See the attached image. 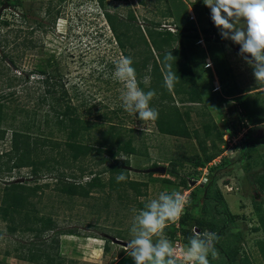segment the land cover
<instances>
[{
  "label": "rangeland",
  "instance_id": "374dc122",
  "mask_svg": "<svg viewBox=\"0 0 264 264\" xmlns=\"http://www.w3.org/2000/svg\"><path fill=\"white\" fill-rule=\"evenodd\" d=\"M167 2L172 8L174 20L179 24L192 28L198 25L201 31L208 27V16L211 18V15L203 0ZM164 6L165 0H104V8L98 4V0H0V55L4 50L16 61V64H12L6 57L0 65L8 66L12 73L22 78L21 82L15 81L11 84V89L7 90L4 89L7 82L3 81L6 77L0 74V92H15L16 99L11 105L18 103L24 108L33 107L34 100L26 96V89L23 87L31 86L27 90L31 94L36 93V79L42 76L32 71H52L64 84L67 97L78 116L94 123L101 122L99 116L103 115L104 120L116 123L125 135L129 128L136 129L132 132L135 144L138 145L141 139L144 140L148 152L147 156H129V179L147 181L148 184L146 190L142 187L145 194L140 196H134L135 191L126 185L125 191L129 196L127 199L124 197V190L118 193L115 189L108 191L106 187L105 191L96 190L89 197H77L70 201L68 196L54 190L55 180L52 174L51 177L42 174L36 183L50 182L51 185L44 189L41 196L29 198L32 203L22 211L30 213L34 209L38 217H43L44 222L50 217L52 227L41 236L32 231L17 230L11 233L8 222L0 214V264H46V256L54 259V264H115L121 254L126 252V247L113 239L128 242L132 238L130 228L133 218L143 208L140 202L145 203L156 198L161 191L172 190L188 196L190 204L184 211L187 215L205 219L212 217L219 225L222 224L224 229L217 242L219 245L226 247L234 245L235 242L239 243L241 257L248 258L251 264H264L260 251L261 244L264 245V231L257 216V211H264V191L261 190L260 183L255 182L253 185L249 176L263 167L261 161L264 156V125L254 129L250 128L253 125L245 124L251 130L250 141L258 138V142L256 140L249 144L253 147L250 152L245 151L246 153L244 150L247 140L240 141L235 151L224 150V155L233 159L225 162L219 170L211 171L208 175L211 182L204 186L207 177L205 169L188 160L192 155L200 156V149L194 139L161 134L152 121H141L138 115H129L122 107L120 95L125 84L115 77V69L124 54L115 41L104 13H113L119 19H124L133 11L141 29L151 21H160V26L164 27L169 24L166 18L161 20L159 17ZM189 7L197 16L193 20L188 19ZM206 11H209V15ZM237 26L242 27L243 21ZM216 29L220 33L217 27ZM140 49H143L141 45L138 46L139 51ZM229 53L230 50L226 57L235 71L240 73L239 83L249 88L255 79L252 68L235 54L230 56ZM25 74H28V82L24 81ZM47 106L38 108L37 118L41 119L48 109ZM196 107L202 110V104ZM224 118L226 120L228 117ZM198 119L195 117L193 120L196 126L199 125ZM104 120L102 123L106 128L109 123ZM235 128L238 130L239 125L234 118L231 130L234 131ZM55 136L60 138L59 141L64 137L62 134ZM9 139L10 131L6 134V140L0 141V152L9 149ZM61 148L62 144L59 152ZM218 159L220 157L214 160ZM90 163L92 166L88 162L84 164L94 171L103 167L95 165L93 160ZM79 164L76 161L73 166L66 167L67 164L64 163L58 167L57 174L63 170L66 175H78ZM153 164L156 166L153 167ZM171 169H175L177 175L167 172ZM10 175L0 180V196L6 183L4 181L34 184L29 167L14 169ZM90 177L91 175H85L81 178V183ZM107 178L108 173H104L102 179L106 181ZM164 179H170V182H164ZM205 187L209 190V197H225H221L227 201L225 213V207L220 203H217L215 209L216 202L212 198L209 201L203 200ZM193 190L201 198L199 204L191 195ZM204 205L208 207V214H203L200 210ZM177 224L169 223L165 234L171 242L182 243L183 254L187 242H184L182 234L177 230ZM39 226L44 227L42 223ZM256 227L258 230H255ZM196 232L200 233L199 230ZM218 252V259L209 257V260L227 264L225 257L219 250ZM179 259L182 264H188L183 260L184 254ZM122 264L129 263L125 261Z\"/></svg>",
  "mask_w": 264,
  "mask_h": 264
},
{
  "label": "trees",
  "instance_id": "16d2710c",
  "mask_svg": "<svg viewBox=\"0 0 264 264\" xmlns=\"http://www.w3.org/2000/svg\"><path fill=\"white\" fill-rule=\"evenodd\" d=\"M141 2L143 3V1ZM98 4L104 8V0H98ZM205 8L208 10L207 7ZM47 12L49 14V11ZM206 13L209 15V11H206ZM171 14L170 6L167 0H165L162 16H172ZM104 15L115 41L123 51L124 56L131 57L133 60L132 66L136 70L139 87L144 91L154 90L156 92V96L150 102V106L155 108L159 113L158 119L152 121L157 131L161 134L194 139L200 149V156L199 154H195L188 157V160L194 161L199 166H205L211 162L223 150L217 147V142H221L222 140V133L210 120L204 121L203 123L201 121V124L198 126L188 125L189 109L191 107L181 105L189 107L182 112L174 104L170 90L164 86L163 75L165 68L161 63L165 53L171 51L172 55L176 57L172 70L176 71L179 81L176 83L174 91L176 93L186 91L188 93V100L200 101V94L192 76L185 48L181 42L182 37H198L197 29L195 27L177 26L175 33H172L167 28L161 27V23L158 21H151L144 29H141V26L137 25L133 11H130L128 17L126 16L124 19H119L117 15L106 11ZM208 22V27L202 29V34L206 41L213 37L215 41L229 42L233 46H238L231 40L225 41L221 38L209 16ZM4 23L6 24L7 21H4ZM38 24L41 25L40 22ZM175 40L179 41L178 46L173 45V41ZM140 45L143 49L139 51L138 46ZM31 47H34V44H31ZM153 50L158 51L160 55L158 56L159 62L156 60ZM6 57L9 58L12 64H16L15 58L8 55L4 50L0 55L1 64ZM32 72L42 77L36 79V83L38 84L35 86L36 93L33 92L34 94H31V91H29L31 86L23 87V89H26V96L28 95L27 97L30 100H34V106H31L30 109L27 107L24 108L18 103L11 105L13 100L16 99L14 98L15 92L13 90L0 92V141H5L6 134L10 131L9 149L0 152V180L6 175H10L14 169L29 167L30 176L34 182L31 185L27 182L4 181L6 183L0 196V214L8 222L9 231L11 233L17 230L32 231L41 236L44 232L51 229L52 221L50 217H47L44 222L43 217H38L34 209L30 213L22 211V209L27 208L28 204L32 203L29 198L41 196L44 189L51 185L50 182L36 183L42 174H48L50 177L52 174L55 180L53 182L54 190L59 194L68 196L70 201L77 197H89L96 190L105 191L106 187L108 191L115 189L118 193L120 191L123 192L126 189V185L135 191L134 196L144 195L148 184L147 181L130 180L127 169L130 166V155L147 156L148 154L147 145L144 140L141 139L138 145L135 144V137L132 132L136 129L129 128V131L125 135L116 123L104 120L105 116L103 117V115L99 117L102 121L104 120L109 123L106 128L103 127L102 121L92 123L88 119L78 116L75 113L74 107L71 106L70 98L67 97L64 84L60 79L55 77L56 73L53 74L52 71H46L44 69H37ZM1 73L6 77L3 81L7 82V87L4 89L10 90L12 83L15 81L21 82L22 80L21 77H17L12 73L6 65H0ZM28 79V74H25L24 81L28 82ZM28 88L29 90H27ZM236 92L237 89L234 90L233 94H236ZM238 92L239 95L236 97L238 109L234 115L236 116V124L238 122L239 125L238 130L242 126H245L246 123L247 125H255L263 122L264 98H261L260 95L264 94V91L244 94H242L243 91ZM183 100L181 99V103L184 102ZM170 102L173 104H170ZM42 105L47 106L48 109L40 119L37 118V110ZM238 130L235 128L233 132ZM249 130L250 128L245 137V141L247 140V142L244 152L251 151L253 145L249 144L256 142V140L258 142V138L250 141L251 130ZM57 134L64 135L61 141H59L60 138H56L55 135ZM208 136H212L210 137L211 142L209 145L206 142ZM61 144L63 148L59 152ZM263 157L261 161L263 167L261 170L249 175L252 184L255 182L260 183L262 191H264ZM60 158L64 161L60 160ZM90 160H93L95 165H103V167L98 171H94V169L84 164L88 162L92 166ZM76 161L80 163L77 165L79 169L78 175H74L73 173L66 175L63 170L59 175L57 174L59 166L65 163L67 164L66 167H71ZM225 162H230V159L223 158L219 163L210 166L208 169L209 173L213 170H219ZM155 166L153 164V167ZM121 172H123L127 179L117 183L116 177ZM167 172L171 175H177L178 173L175 169ZM104 173H108L106 181L102 179ZM85 175H91V177L86 182L81 183L80 180ZM68 178H71V180H68ZM164 182H170V179H164ZM210 182L211 180L208 177L205 186H208L207 184H210ZM204 191L206 195L203 200L209 201L212 198L216 202L215 207L217 203L225 207L223 211L225 213L227 209L226 201L220 196L209 197V190L206 187ZM124 194L125 196H123L127 199L129 197L127 192L125 191ZM191 195L195 198V202L199 204L200 198L195 190L192 191ZM140 205L143 207L144 203L140 202ZM256 208L259 209L257 205ZM200 210L203 214H208V207L206 205L202 209L200 208ZM257 216L259 224L264 231V211L262 213L257 211ZM189 219H191V222ZM188 220L189 224H187ZM40 223L44 227L41 228L39 226ZM176 223H178L177 230L182 234L184 242H188L189 237L196 230H199L200 233L206 230L216 232L220 237L224 229L222 224L219 225L212 217L205 219L204 217L187 215V212H184L180 220ZM173 224L175 225V223ZM255 230H258V228L256 227ZM167 233L169 232L167 231ZM237 236L240 235L238 234ZM215 246L221 255L225 257L227 264H251L248 258H243V256L241 257L239 255L241 250L239 243L235 242L234 245L231 244L226 247L216 243ZM260 251L264 258L263 243L260 246ZM125 261L129 264H134L133 260L127 254L115 264H122ZM54 263V259L46 256V264Z\"/></svg>",
  "mask_w": 264,
  "mask_h": 264
},
{
  "label": "clouds",
  "instance_id": "9594fccd",
  "mask_svg": "<svg viewBox=\"0 0 264 264\" xmlns=\"http://www.w3.org/2000/svg\"><path fill=\"white\" fill-rule=\"evenodd\" d=\"M203 3L210 9L211 20L220 30L221 38L239 45L238 55L252 68L255 80L264 81V0H203ZM241 21L243 26L238 27ZM175 60L169 51L161 62L165 68L164 86L169 90L178 83L176 71L172 70ZM132 64V58L123 55L116 64L115 77L125 84L120 95L122 107L129 115H138L141 121H155L159 113L150 102L156 92L139 87ZM205 66L210 67V61ZM126 179L123 172L116 177L117 183ZM189 204L188 196L176 190L161 191L144 203L133 218L132 238L125 248L134 264H177L165 228L169 223L178 222ZM218 241L216 232L193 231L183 249L185 260L188 264H210L209 257L219 258L215 246Z\"/></svg>",
  "mask_w": 264,
  "mask_h": 264
},
{
  "label": "crops",
  "instance_id": "0c3cea01",
  "mask_svg": "<svg viewBox=\"0 0 264 264\" xmlns=\"http://www.w3.org/2000/svg\"><path fill=\"white\" fill-rule=\"evenodd\" d=\"M141 4L143 5L142 2ZM170 9H171L172 16L163 17L162 11H160V14H159L160 19L166 18V20L169 21V24L175 28V31H176L177 26L192 27V26L181 25L178 22H176V20H174V17H173L172 8ZM207 9L210 11L208 7ZM192 14H193V17L192 16L188 17L189 20H193L195 17H197L193 9L189 7L188 16ZM198 19L200 21V17ZM194 27L198 31V37H195V38L194 37H182L181 42L185 48L186 57L188 59L190 69L192 71V76L197 85L201 100L198 102L194 100H188V93H186V91H180L179 93H176L173 89V90H170V94L173 98L174 104H176V106H178L179 109L182 110V112L184 109L189 108L186 106L191 107L189 109L188 125L190 126L194 125L193 120H195V117H196V118H199L198 119L199 125L201 124V121L203 123L204 121L210 120L212 121L213 124L217 126V129L222 133V140L221 142H217V147L221 148L222 146L221 144L223 143V140H224V135L226 133H229V134L233 133V130H231V125H232V120L235 118L234 115L238 109L237 107L238 103L236 102V97L239 95L238 91H243L242 94L264 91V81H256L254 79L253 85H251L249 88L248 86H243L242 84H240L239 78H238L240 73L238 71L237 72L235 71V69L230 64V60L228 59V57H226L227 53L230 50V53H229L230 56H233V54H235L237 58H239L240 60H243L238 55L240 46L239 45L233 46L229 44V42L215 41L213 37H211L208 41H206L198 25H195ZM169 31L172 33H175V31H171V30ZM173 45L178 46L179 41L178 40L173 41ZM226 47H228V49ZM153 53H154V56L156 57V60L159 62L158 56L160 55L158 54V51L153 50ZM200 56L202 58H199ZM207 60L210 61V64H211L210 67L205 66ZM160 69L163 70L162 68ZM235 89H237L238 93L236 92V94H233ZM260 97L264 98V94L260 95ZM181 99L182 100L184 99L183 103H181ZM191 101H194V102H191ZM170 104H173V103L170 102ZM200 104H202V110H198V107H196V106H200ZM181 105H186V106H181ZM224 116H227L228 118L225 120ZM262 125H264V121L260 122L259 124H255L253 125V127H250V128L255 129V127L257 128L258 126H262ZM222 127H224L223 130L221 129ZM166 135H169V134H166ZM169 136H172V135H169ZM210 137L212 136H208L206 138L207 139L206 142L208 145L211 142ZM208 166H209V163L206 164L205 166H202V168L205 169ZM208 175H209V171L206 173L207 177L205 178L204 183H206L207 181L206 179H208ZM205 195L206 193L204 194V196ZM220 197L225 198L223 195H221ZM177 242L179 244V247L181 248L180 249L181 251L182 243L179 241ZM172 243H173L174 254H175L176 248L174 247V242ZM126 254L127 252H124L123 254H121V256L116 262L120 261V259L124 257ZM181 256H183L182 252H181L180 257ZM177 263L182 264V261L178 259ZM210 264H216V262L213 261V262H210ZM217 264H220V262L219 263L217 262Z\"/></svg>",
  "mask_w": 264,
  "mask_h": 264
},
{
  "label": "built area",
  "instance_id": "2783aa9c",
  "mask_svg": "<svg viewBox=\"0 0 264 264\" xmlns=\"http://www.w3.org/2000/svg\"><path fill=\"white\" fill-rule=\"evenodd\" d=\"M191 16L192 15H189V17H191ZM164 27L167 28L168 30L175 31V28L173 26H171L170 24H168L167 26L165 25ZM208 62L209 61L207 60L206 64ZM248 129H249L248 126L247 127L242 126V128L240 130H238L236 132H233L231 134L226 133L224 135V140H223V143H222V146H221V148L223 150L217 156V157H220V159H218L217 161L213 159L211 162H209V166L207 168H205L206 173L208 172V169H209L210 166H213V165L219 163L220 161H222L223 158H229V159L232 158V157L230 158L229 155H224V150H226V151L227 150L235 151L234 149H236L235 147L239 144V142L245 140V137H246V134L248 132ZM174 247L176 248V252H175L174 256H175L176 260H178L180 258V255H181V251H180L181 248L179 247V244H178L177 241L174 242Z\"/></svg>",
  "mask_w": 264,
  "mask_h": 264
},
{
  "label": "water",
  "instance_id": "95a60500",
  "mask_svg": "<svg viewBox=\"0 0 264 264\" xmlns=\"http://www.w3.org/2000/svg\"><path fill=\"white\" fill-rule=\"evenodd\" d=\"M196 181V180H195ZM195 181H192V182H195ZM116 243H119L120 245H122V246H125L126 247V245H127V242L126 241H123V240H118V239H116V238H114L113 239ZM177 264H179V263H177Z\"/></svg>",
  "mask_w": 264,
  "mask_h": 264
},
{
  "label": "flooded vegetation",
  "instance_id": "af4514ba",
  "mask_svg": "<svg viewBox=\"0 0 264 264\" xmlns=\"http://www.w3.org/2000/svg\"><path fill=\"white\" fill-rule=\"evenodd\" d=\"M189 193H191V191Z\"/></svg>",
  "mask_w": 264,
  "mask_h": 264
}]
</instances>
